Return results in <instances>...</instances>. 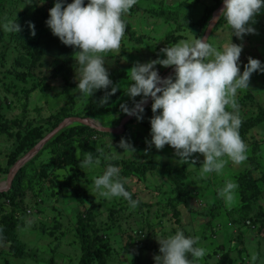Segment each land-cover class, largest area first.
I'll return each mask as SVG.
<instances>
[{"label":"rangeland","instance_id":"rangeland-1","mask_svg":"<svg viewBox=\"0 0 264 264\" xmlns=\"http://www.w3.org/2000/svg\"><path fill=\"white\" fill-rule=\"evenodd\" d=\"M222 1L137 0L122 17L128 28L120 49L104 54L105 68L108 73H115L112 77L113 85H119L116 96L111 95L110 101L108 100L109 107L113 110L99 117H92L93 120L102 126H117L126 115L121 111L120 105L127 104L129 108L134 106L133 98L125 92L128 85L133 83L130 80V68L136 62L146 63L166 58V54L160 50L179 40L202 38L212 12ZM52 2L53 0H0V102L11 101L10 105L7 103V108H3V113L8 118L23 115L22 118L36 122L60 108L81 114L85 104L92 102L91 97L80 94L77 89L76 77L80 65L73 59V53L78 49L63 44L53 35L50 27L45 25ZM87 3L88 0H85V4ZM45 11L48 14L43 15L42 12ZM208 13L209 16L204 18ZM201 19L206 24L196 30ZM15 20L21 26V31H5L3 25ZM28 22L35 25V36L31 35ZM249 24L256 31L244 34L243 39L232 35L230 26L224 22L208 38V42L218 48L230 39L233 43L242 45L239 60L241 74L250 56L260 60L264 66V9L255 16V23L250 21ZM18 38L23 48L37 46L43 52L40 65L35 69L31 67L33 76L28 77L26 83L9 73L14 72L11 69L17 62L27 61L23 58L21 49L18 57L13 59V42ZM54 59L61 61L60 66L52 64ZM63 64L66 78L55 72V69H62ZM155 68L162 77L172 67L157 64ZM171 75L174 77V72ZM33 87L35 89L29 92L24 89ZM111 87L112 85L108 87L107 92H111ZM105 92H101V97ZM134 99L140 101L141 96ZM236 100L241 121L264 108V72H254L249 88L238 90ZM152 103L153 100L144 107V112L140 114L142 119L138 120L134 115L126 122V135H123L124 129L120 138L98 135L93 136L91 141L78 139L74 142L75 156L79 158V163L85 158V152H91L94 159L99 158L101 161L98 166L79 170V184L86 195L82 203L77 202L69 191H59L60 184L68 182L77 172L71 169L69 152L63 150L59 163L54 162L48 152H43L33 162L31 177L21 179L20 189L13 198L14 206L26 210L22 216L23 225L17 230L19 238L26 245L25 253L22 257H17L8 249V243L0 241V264H78L81 250L75 231V218L77 213L91 209L95 213V224L101 229L99 232H104L103 239L113 249L111 264L130 263L136 254L143 263H155L154 256L160 255L157 238L175 234L177 229L182 230L186 237L198 236L199 242L195 246L206 249V255L197 264H264V231H257V224L264 219V121L248 130L247 159L243 163L237 165L229 160L220 174L213 172L203 179L199 175L204 159L202 154H193L194 165L191 160L182 164L175 155V149L168 144L159 150L154 144L149 148L146 141H151L150 120L154 114L148 108H151ZM67 117L70 116L64 118ZM76 124L78 123H70L67 127ZM241 129L240 127L239 131ZM121 138L130 143L135 151L124 152L119 147ZM11 143L12 140L0 135V165H4V152ZM97 149H103V154ZM145 149H148L147 153ZM115 151L119 159H105ZM256 154L257 160L253 162L257 161L258 165L254 168V163L250 164V157ZM122 160L133 161L135 164H148L152 161L158 166L169 164L183 169L187 173L185 180L188 188L193 193L190 206L185 207L175 199L173 186L167 180L166 172L160 168L148 171L145 176L137 173H130L129 177L122 176L132 199L139 201L134 209L122 197H102L95 189L94 178L102 175L109 163L120 167L115 164ZM246 171H250V183L247 186L239 185L237 177ZM6 175L0 177V187H4ZM229 180L238 185L235 189L236 200L230 207L218 195V189ZM214 204V208L218 206V209H210ZM10 208V201L3 202L0 217L9 212ZM177 209L180 211L178 220L174 214ZM202 209L212 210V213L203 216L199 213ZM55 220L59 224L58 228L53 227ZM89 227L91 228L90 225ZM50 230H53L52 234L49 233ZM253 253L258 255L254 262L251 260ZM188 254L193 259L191 253Z\"/></svg>","mask_w":264,"mask_h":264},{"label":"clouds","instance_id":"clouds-1","mask_svg":"<svg viewBox=\"0 0 264 264\" xmlns=\"http://www.w3.org/2000/svg\"><path fill=\"white\" fill-rule=\"evenodd\" d=\"M137 3V0H72L63 6V0H56L49 9L46 24L60 41L78 49L73 53L80 65L77 72V89L80 94L91 97L98 89H108L101 98V105L108 103L119 85H113L104 63V54L118 51L126 31V22L122 18ZM224 7L220 17L226 19L232 35L243 39L244 34L255 33L249 24L255 23V16L264 9V0H223ZM219 17V18H220ZM31 35L35 36V25L28 22ZM4 30L18 33L21 26L15 21L3 25ZM231 35V36H232ZM166 58L136 62L130 68V80L126 94L133 98L134 106L121 104L127 115L142 119L143 104L151 97L153 117L151 123V141L149 148L163 149L168 144L175 149L180 163L195 164L194 153L203 155L199 175L206 179L208 174H220L228 161L241 164L247 159V145L241 138L239 128L241 118L236 100L238 90L249 88L251 75L264 72L261 61L251 56L244 65L241 74L239 60L242 45L230 41L222 47L208 42V38L190 37L182 39L160 50ZM174 67V77L162 78L155 65ZM141 96L140 101L135 97ZM231 109V110H228ZM159 114H157V111ZM119 147L124 152H134L133 146L121 138ZM103 154V149H97ZM148 149H145L147 153ZM113 153L105 159H119ZM227 157V159H225ZM100 159L85 152L80 168H91L100 164ZM126 181L120 177V169L108 164L102 175L94 178L95 189L107 199L122 197L130 208L139 201L124 187ZM234 181H226L218 189V195L225 200L226 206H232L236 200ZM143 236V234H142ZM160 255H155V264H197L206 255L204 247H196L199 237H186L177 229L175 234L157 238ZM193 259L189 260L187 254ZM258 255L253 253L254 262Z\"/></svg>","mask_w":264,"mask_h":264},{"label":"trees","instance_id":"trees-1","mask_svg":"<svg viewBox=\"0 0 264 264\" xmlns=\"http://www.w3.org/2000/svg\"><path fill=\"white\" fill-rule=\"evenodd\" d=\"M56 0H53L52 4L49 6L52 8L55 4ZM68 3H71V0H63V5H67ZM43 15L48 14L47 11L42 12ZM210 13L204 16V18L209 16ZM202 20V19H201ZM199 21L197 23L196 30L198 28H202V25H205L206 22L204 20ZM227 23L226 19L221 16L219 22L217 25L213 28L212 31H214L220 23ZM202 23V24H201ZM45 25L48 26L45 22ZM126 28H128V25H126ZM212 33V32H211ZM211 35V34H210ZM17 47V50L15 49ZM30 47V46H28ZM13 54L14 58H17L19 55V50L21 49L22 55L24 59H27L26 62H17L16 65L12 66V69L14 72H9L13 75V77H16L17 79L22 80L24 83H26L27 78L33 76L32 69L36 68L40 65V58L43 55V52L41 49L37 48V46L32 47L31 49L23 48V45L21 44V40L18 38V40L13 42ZM11 49V51H12ZM16 50V52H15ZM25 53V54H24ZM16 54V55H15ZM61 61L59 59H54L52 61V64L55 66H60ZM63 64L62 69H55V72L58 75L63 76L64 78L67 77L66 69ZM32 67V69H31ZM109 78L112 80V77L115 75V73H108ZM26 92L32 91L35 88L26 89L24 88ZM107 91V89H98L94 91L93 95L91 96L92 102H87L82 109L81 112L76 114L73 111L67 110L66 108H60L59 110L55 111L54 113L49 114L45 118L41 119L40 121L35 120H29L24 119L22 116H13L11 118H8L3 112V108L6 106L8 107V104L10 105L11 101H3L0 102V135H4L6 138L12 140V143L10 147L4 152V165H0V177L5 176L8 172L9 166L12 165L19 157H21L23 154H25L35 143H37L41 138H43L48 132H50L57 124L66 116H72V115H78L81 117H99L103 114L108 113L109 111H112L113 109L109 107V101L105 105H101V92ZM116 96V94H114ZM95 97V98H94ZM97 97H100L97 99ZM114 101V97L111 98V101ZM112 101V102H113ZM9 102V103H8ZM8 103V104H7ZM6 107V108H7ZM148 109H151L150 107ZM264 121V108H260V110L254 115L250 116V118H247L246 120H243L241 123V130L239 131L241 138L244 140L245 143H247L248 140V130L252 127H255L256 125L260 124ZM106 126V125H104ZM110 127V126H109ZM128 133V129L125 128V133L123 135H126ZM98 135H108L113 138H120L123 135H115L109 132H102L97 129L91 128L89 126L83 125V124H76L70 127H66L63 130L59 131L55 136H53L42 148L41 150L29 161L27 164L22 166V168L17 172V174L14 176L11 186L9 190L6 191H0V210L2 209V203L7 201H10L11 208L10 211L7 213H3L0 217V241H4L5 243H8V249L10 252L17 256L22 257L24 255L25 250V243L19 238L17 230L20 228V226L23 225L22 222V216L26 212L23 208H18L14 206L13 198L15 197V194L20 189L21 183L23 178H30L33 169L32 164L35 160L39 159L42 156L43 152H48L50 154V157L52 156V159L54 162L59 163L60 156L64 154L63 150L66 152H69V161L72 164L71 169L77 171L76 175H73L71 179H68V182L65 184H60L59 191H69V193L73 196V198L77 202H84L83 200L86 199L85 192L82 190L80 184H79V170H80V163L79 158H76L75 156V144L74 142L78 139L80 141L89 140L91 141V138L93 136ZM41 155V156H40ZM257 154L253 157H250V164H253V167L256 168L258 165V162H253L257 160ZM115 165L120 166V177H129L130 173H137L142 176H145V174L148 171H155L157 168H160L166 172L167 180L170 181V183L173 186V190L176 193L175 199L179 202V204H182L185 207L190 206V201L192 199V190H190L188 187V183L186 182L187 173L184 172L183 169L172 167L169 164H160L159 166L155 164L154 162H150L148 164H135L133 161L125 162L122 160L121 162L116 163ZM249 174L250 171H246V173L239 174L237 177L239 185L247 186L249 182ZM53 179V178H50ZM125 189L128 191V186L124 183ZM216 206L214 204L211 206L210 209H213ZM93 207V206H92ZM214 209H218V206ZM199 213L203 216H205L207 213H212L211 211H206L205 209H202L199 211ZM175 218L178 220L180 211L177 209L175 212ZM56 221L55 226L58 228L59 224ZM178 222V221H177ZM254 223V221H252ZM76 228L75 231L77 233V237L79 238V247L81 250V255L78 260V264H111L110 258L112 257V247L110 244L103 239L104 232H99L101 230L96 224H95V213L93 210L89 211H81L77 213L75 218ZM148 223V222H147ZM91 226V228L89 227ZM147 225V224H146ZM145 225V226H146ZM258 228L257 231L261 233L264 231V219L260 221V224H257ZM88 230H91L90 233ZM141 237L142 236V231ZM45 233V232H44ZM49 233H53V230H50ZM142 240V239H141ZM138 246L139 244L136 243ZM187 258L189 260H192L189 254H187ZM131 262L127 263H120V264H146L141 261L138 254H136L132 259ZM232 262V260H231ZM155 264V263H151ZM234 264V262H232Z\"/></svg>","mask_w":264,"mask_h":264},{"label":"water","instance_id":"water-1","mask_svg":"<svg viewBox=\"0 0 264 264\" xmlns=\"http://www.w3.org/2000/svg\"><path fill=\"white\" fill-rule=\"evenodd\" d=\"M224 7L223 1L219 4V6L212 12V16L210 21L208 22V25L206 27V30L204 32V35L202 38H209L212 29L217 24L219 17H220V10ZM174 72V67H172L170 70H168L164 77H168ZM152 101L151 97L147 98L146 103L143 104V107L148 105ZM134 115H125L121 118L119 121V124L115 127H109V126H102L100 124H97L92 117H79V116H70L67 118L62 119L57 126H55L50 132H48L43 138H41L34 146H32L25 154H23L20 158H18L15 163L11 166L9 169L6 178H5V184L4 187H0V191H6L10 188L12 180L14 176L17 174V172L22 168V166L25 165L29 160H31L39 151L40 149L53 137L55 136L59 131L66 128L70 123H78L83 124L86 126H89L91 128L97 129L102 132H109L115 135H121L122 132L125 129L126 122L129 121Z\"/></svg>","mask_w":264,"mask_h":264}]
</instances>
